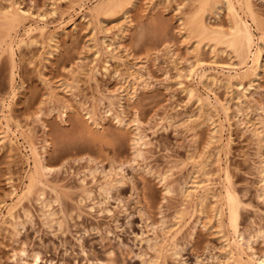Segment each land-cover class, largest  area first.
Instances as JSON below:
<instances>
[{"label":"rangeland","instance_id":"obj_1","mask_svg":"<svg viewBox=\"0 0 264 264\" xmlns=\"http://www.w3.org/2000/svg\"><path fill=\"white\" fill-rule=\"evenodd\" d=\"M13 1L23 11L42 15L35 23L29 22L33 27H44V36L55 34L57 37L58 51H52L53 54L45 53L42 48L44 36L39 30L30 37L37 44L23 45L16 51L22 86L10 106V114L19 125L17 132L31 139L39 156L46 154L45 158L59 159L46 172L45 179L50 190L54 187L63 195L61 203H52L55 194L47 186L44 198H39L41 203L36 194L16 203L27 170L29 150L17 132L16 138L11 136L9 145L0 144V264H35L30 258L33 253L38 254L36 264H152L149 262L153 252L148 243L161 241L160 223L165 222L169 227L174 211L181 208L179 184L191 170L188 157L201 149L209 132L208 124H196L197 104L189 101L176 83L175 66L166 53L169 43L174 55L182 58L186 55L175 21L177 8L183 10L184 0H155L154 4L141 0L131 11L130 27L122 30L125 33L119 34L118 22L114 25L108 22L106 31H96L93 36L87 29L88 17H82L83 9L72 7L69 0ZM90 3L94 0H90L89 6ZM251 3L264 21V0H251ZM3 4L5 0H0V6ZM153 20L168 24L164 34L170 40L158 39V35L160 38L164 34L152 30ZM224 20L222 17L220 21L224 23ZM140 23L147 27L146 33H151L144 32L146 36L142 35L141 42L136 38L138 32L135 34ZM154 33L159 42L154 39ZM18 37H25L22 30ZM131 38L134 41L136 38L141 46ZM143 42L147 43L146 49ZM95 43L97 47L93 46ZM94 48H98L97 55L93 54ZM8 64L7 54H1L0 130L8 113L6 102L2 105L9 89ZM136 68L143 83L136 93L126 88L119 107L116 99L119 89L125 88L129 81L127 72ZM195 87L204 97V91ZM214 93L222 104L227 101L229 112L233 114L236 106L225 91L219 89ZM245 95L252 103L250 121H255L264 135V68L259 80ZM208 96L213 104V94ZM108 100L113 104L108 105ZM85 111H93L98 127L87 123ZM217 112L215 119L221 128L222 146L219 165L221 169L226 167L233 190L243 205L239 229L247 240L250 235L264 230V182L260 181L256 137L241 118L231 116L226 121L221 110ZM116 115L124 116L126 123L132 122L135 116L139 118L146 142L140 157H135L130 144L131 124L118 126ZM11 129L15 127L12 125ZM261 155L264 158V150ZM210 168L212 178L217 179L214 165ZM159 174L168 175L166 182L173 190L171 193L164 192L157 180ZM104 179L118 181L104 195L106 198L99 190ZM43 200L52 203L47 202V211L54 218H51L52 225L51 221L46 223L42 215ZM12 206L14 221L3 224V219H8L6 211ZM56 220L64 221L61 227L57 226L58 222L56 225ZM192 222L193 219L187 220L176 235L178 254L167 257L166 264H222L225 260L223 246L215 230L202 226L193 229ZM255 238L252 250L243 249L244 264H256L257 259H264V238ZM21 251L28 257L21 256Z\"/></svg>","mask_w":264,"mask_h":264},{"label":"bare ground","instance_id":"obj_2","mask_svg":"<svg viewBox=\"0 0 264 264\" xmlns=\"http://www.w3.org/2000/svg\"><path fill=\"white\" fill-rule=\"evenodd\" d=\"M140 1L141 0H94V3H90L89 6L88 4L90 0H69V4L72 7L76 6L77 9H83L82 17H88V24L86 23L88 25L87 29L91 31L93 36L96 34H94L96 31H106L105 24L108 22L112 23L111 25L118 22L119 24L116 25V28L118 29L119 34H121L122 30L130 27L131 11ZM150 2L154 4L155 0H150ZM183 5V10L177 8L178 15L175 21L177 22V36L186 55L184 58L174 55L172 45L169 43L166 45V53L175 66L177 77L176 83L181 87L186 98L197 104L198 114L195 121L196 124L198 126L208 124L207 127H209V132L201 149H199V151L196 149L194 153L188 157L187 161L190 164L191 170L181 184H179L181 208L178 207L179 209L174 211L173 222L171 221L172 224H170L169 227H167V223L165 222L160 223L158 230L161 232V241L154 240L153 242L148 243V248L153 252L149 263L166 264L167 257L177 255L176 235L181 231L182 227H185L184 225L187 223V220L193 219V229L197 226H202L206 229L215 230L214 232L218 235V239H220L223 246L225 260L222 264H244L241 259V255L244 253V247L245 249L252 250L251 244L254 242V238H264V230L250 235L248 239L245 240L243 232L239 229L240 210L243 205L241 206V201L233 190L232 181L226 167L221 169L219 165L220 153L222 151L220 143L221 128L215 117L218 114L217 110H221L226 121H229L231 116L241 118L242 122L246 125V128L251 131L252 136L256 137V148L260 162V181L264 182V158L261 155L264 150V135L261 130L262 128L255 121H250L252 103L245 98V91L259 80V76L264 68V21L257 15L251 0H184ZM222 17L225 19L224 23L220 21ZM37 18H43V16L40 14L34 15L31 11H23L13 0H5V4L0 6V56L5 53L9 59V89H7L8 92L5 93L6 98L2 102V105L6 102L5 107L8 109V113L6 117H4V123L0 130V144L4 147L5 145L10 144L11 136L16 138L15 133L19 128V125L13 120L10 114V106L14 104L17 91L20 86H22V81L18 73V66L15 60V53L23 45L37 44L36 41L30 39L31 33L35 30H39V34L44 36V27L38 28L33 27L32 25V22L35 23ZM29 21L32 22L30 23ZM144 21L147 20L145 19ZM140 22L142 23V21ZM155 22L156 21L154 20L152 21L153 24ZM152 23L151 25H153ZM145 25L148 24L146 23ZM164 25L165 24L162 23H155L154 28L153 26H151V28L152 30L159 32L160 35H163L166 32L165 28L168 24ZM72 26V29H74V23H72ZM138 29L140 30L138 31ZM138 29L135 30V34L138 32L136 38L139 41H142V35L144 38L146 36L143 33L147 27H142L141 24ZM20 30H22V33L25 36L24 38L18 37ZM148 32L150 33V31H147V33ZM123 33H125V31H123ZM135 34L133 32L134 37ZM152 35L154 36L155 33ZM156 36H154L155 40L157 38ZM56 38L55 34L44 36L41 45L42 48L45 49V53L57 50L56 43L58 42ZM136 38L135 41L131 38L134 43L138 42ZM166 38V34L160 38L158 35V39H163V42L170 40L169 38ZM158 39L156 41H158ZM132 40H130V42H132ZM156 41L152 42L156 43ZM104 44L105 43L103 42V45ZM140 44L141 43L138 42V45ZM146 44H144V42L142 43L144 46ZM93 46L95 47L96 43L93 44ZM146 47L147 45L144 48L146 49ZM98 52V48H94L93 54L97 55ZM175 61L177 62L175 63ZM132 67L135 68L136 64L133 63ZM127 77L129 81L126 84V87L124 88L121 86L119 89V97H115L119 107L122 106L121 100L126 88L132 89L133 92L136 93L137 89L141 87L143 83L141 73L137 68L133 72L128 71ZM17 78L18 81L16 80ZM245 85H247V87H245ZM195 86L200 87L204 91V97H202ZM66 87L67 84L64 88ZM219 89H223L229 96V101H233V105L236 106V110L233 114L229 112L227 101L225 104H222L214 93ZM242 90L243 92H241ZM210 93L213 94V104L210 103V98L208 96ZM112 104L113 102L108 100V105ZM107 112L108 109L106 110V113ZM85 115L88 124L95 128L98 127L93 111H85ZM115 119H117L118 126H127L131 124L133 135L130 144H132V150L135 157H140L142 147L146 145V142L144 135L140 131L141 122L139 118L135 116L130 123L124 121V116L119 118L118 115H116ZM12 125L15 127V130L11 129ZM17 133H19L18 136H20L26 144L29 150V155L26 159L27 170L23 178L24 181L20 193L16 195V203H20L24 199L28 200L33 194H36L37 199L41 203V200L44 198L43 195L46 192H44V189L45 187H49V184L45 179L46 172L51 169V165L59 162V159H57L58 161L51 160L49 157H47V159L45 158L46 154L44 155L43 153L42 157L39 156L40 154L38 155L36 152L31 139L29 137H24L21 132ZM78 144L79 143H77L76 146ZM76 151L77 150L75 149V152ZM79 151H81V149L78 150V152ZM84 152L86 151L84 150ZM96 154L98 153L96 152ZM212 165H214L213 169H215L213 171L217 172V179H214L215 177L212 178L213 175L210 171ZM107 175L108 174L104 175V178H106ZM115 175L117 174L115 173ZM167 178L168 175L159 174L157 180L162 184L165 193H171L173 190L168 186L166 182ZM116 182L118 181L115 179H108L103 183L104 185L102 184V187L100 185L101 189L99 187V190H101L103 197L109 193L108 191L110 188L115 186L113 183ZM215 184H218L220 189H216L215 187L217 186ZM48 189L55 194V199L54 201L52 200V203L59 202L62 198L61 196L63 195V192L60 194V191H56L54 187H52L51 190L50 187ZM217 190L219 191L217 192ZM40 197H42L41 200L39 199ZM43 201V210H40L43 211L42 215L44 216L45 222L47 223L51 221L50 223L52 225V219L54 218L51 217L52 215L50 211H47V207L49 206L47 202L49 199L47 202L45 200ZM59 207L61 206L59 205ZM13 208V206L9 207L6 211L8 219H3V224L11 222L14 219L12 213ZM62 219L64 220V217ZM63 220L61 222L56 220V225L58 222L57 226L61 227L62 224L60 223H63ZM157 238L158 237L156 236L155 239ZM20 255L28 257L25 251H21ZM30 258L32 259V262L36 264L38 254L33 253ZM255 262L256 264H264V259H257Z\"/></svg>","mask_w":264,"mask_h":264}]
</instances>
